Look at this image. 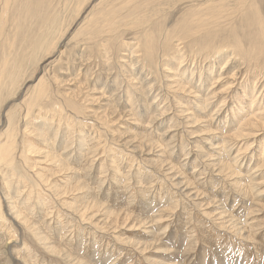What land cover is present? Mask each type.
Listing matches in <instances>:
<instances>
[{
	"label": "rangeland",
	"instance_id": "1",
	"mask_svg": "<svg viewBox=\"0 0 264 264\" xmlns=\"http://www.w3.org/2000/svg\"><path fill=\"white\" fill-rule=\"evenodd\" d=\"M13 1L3 14L0 0V264H264V128L231 136L264 122V0ZM55 18L52 45L28 52Z\"/></svg>",
	"mask_w": 264,
	"mask_h": 264
},
{
	"label": "bare ground",
	"instance_id": "2",
	"mask_svg": "<svg viewBox=\"0 0 264 264\" xmlns=\"http://www.w3.org/2000/svg\"><path fill=\"white\" fill-rule=\"evenodd\" d=\"M8 1V0H7ZM7 1H5L4 0V11L3 12H1V13H5V11L7 10L6 8H7V6H8V3H7ZM10 1V0H9ZM170 0H160L159 2H157V3H161L160 5H162L163 3L164 4H166L167 2H169ZM14 3H16L15 5L17 6V0H14L13 1ZM13 2H11V3H13ZM152 2H154L153 0H152ZM233 2V1H232ZM238 3V2H237ZM1 4V3H0ZM150 4H151V2H149V6H150ZM153 4V3H152ZM238 4H240V3H238ZM14 5V4H13ZM12 5V6H13ZM135 5V4H134ZM137 5V4H136ZM157 5V4H156ZM210 5H212V4H210ZM210 5H209V7H210ZM219 5H220V3H219ZM153 6V5H152ZM151 6V7H152ZM199 6V5H198ZM216 6V5H215ZM221 6V5H220ZM224 6V5H223ZM146 7V6H145ZM158 7V6H157ZM197 7V6H196ZM201 7V6H200ZM208 6H206L205 8H207ZM212 7V6H211ZM218 7V6H217ZM233 7H234V5H233ZM9 8V7H8ZM14 8V7H13ZM131 8V7H130ZM144 8V7H143ZM149 7H147V9H144V10H146V12H144V19H145V21H143L144 19H140L141 21H139V20H135L134 22H131V20L130 21H128V22H130L129 24H139V22H140V24H143V23H149L148 21L151 19V18H149L150 16H153V15H156L158 12L157 11H153V9L151 10V9H148ZM192 8V7H191ZM197 8H199V7H197ZM113 9V8H112ZM158 10H159V8H157ZM156 9V10H157ZM204 9V8H203ZM213 9V8H212ZM214 9H215V7H214ZM218 9V8H217ZM220 9V8H219ZM9 10V9H8ZM102 10V9H101ZM142 10V9H141ZM143 10V11H144ZM194 10V9H193ZM197 10V9H196ZM199 10H201V9H199ZM206 10V9H205ZM210 10V9H209ZM222 10V9H221ZM224 10V9H223ZM195 11V10H194ZM210 11H212V10H210ZM214 11V10H213ZM218 11H220V10H218ZM109 12V11H108ZM118 12H120V11H118ZM161 12V11H160ZM202 12V11H201ZM195 13V12H194ZM206 14L208 13V11H206L205 12ZM214 13V12H213ZM217 13V11H215V14ZM16 14H17V12H16ZM192 14V13H191ZM210 14V13H209ZM212 14V13H211ZM218 14V13H217ZM6 15V14H5ZM139 16H140V13L138 14ZM137 15V16H138ZM159 15V14H158ZM197 15H198V12H197ZM197 15H196V17H197ZM204 15V14H203ZM128 16V15H127ZM193 16V15H192ZM201 16V15H200ZM213 16H214V14H213ZM142 17V16H141ZM195 17V16H194ZM194 17H192V18H194ZM203 17V16H202ZM201 17V18H202ZM205 17V16H204ZM207 17V16H206ZM209 17V16H208ZM210 17H211V15H210ZM214 17H216V16H214ZM143 18V17H142ZM240 18V17H239ZM124 19V18H123ZM129 19V18H128ZM200 19V18H199ZM211 19V18H210ZM209 19V20H210ZM214 19V18H213ZM122 20V19H121ZM126 20V19H125ZM134 20V19H133ZM207 20V19H206ZM214 20H216L217 21V19H214ZM59 21L60 20H58V19H54L53 20V22L51 23V25H49L48 26V28H47V26L46 27H44V29H43V31L36 37V39L35 40H33L32 42H30V45H26L27 47H26V50H28V52H32V54L33 53H37L38 54V52H40V51H42V50H45V49H48L51 45H52V40H53V38H54V36H55V30L56 29H58L57 27H58V25H59ZM111 21V20H110ZM198 21V20H197ZM197 21H194V22H197ZM212 19L210 20V23H212ZM216 21H215V23H216ZM109 22V21H108ZM218 22V21H217ZM220 23V22H219ZM223 23V22H222ZM114 24V23H113ZM129 24H128V26H129ZM137 24V25H138ZM108 25H109V23H108ZM150 26H151V24H149ZM195 25V24H194ZM207 25V23L205 22V20H199L198 22H197V24L195 25V27L194 28H191V29H193V32H199L201 29L200 28H202L203 26L205 27ZM213 25V24H212ZM239 26V25H238ZM38 27V26H37ZM41 27H42V25H41ZM139 27V26H138ZM141 27V26H140ZM146 27L148 28V26L146 25ZM183 27V28H182ZM181 28H182V30H181V32L183 33V35L182 36H186V38H191L192 39V37H193V35L194 34H198V33H190V34H187V35H184L185 33L184 32H186L187 33V31H190V29L189 28H187L185 25H183ZM47 28V29H46ZM39 29V28H38ZM189 29V30H188ZM205 29V31L204 32H206V30L208 29V27H207V29L206 28H202V30H204ZM41 30V29H40ZM201 30V31H202ZM58 31V30H57ZM192 31V30H191ZM208 31V30H207ZM1 32V31H0ZM37 32V31H36ZM177 32V31H176ZM203 32V31H202ZM201 32V34H205L204 32L202 33ZM231 32V31H230ZM39 33V32H38ZM181 33V34H182ZM91 34V33H90ZM152 34L153 33H151V32H147V34H145V44H143V46L141 45V46H139L140 48L139 49H143L144 48V50L143 51H141L142 52V55H143V59L144 60H147L146 61V63H147V66L146 67H149V68H151L153 65L155 66V53H156V51H155V49L154 48H152L151 47V43L153 42L152 40H153V36H152ZM200 34V35H201ZM136 35V34H135ZM207 36V35H206ZM203 37V38H208V36L207 37ZM57 37V36H56ZM140 37V36H139ZM197 37H199V35L197 36ZM194 38L196 39V36H194ZM190 39V40H191ZM194 39V40H195ZM199 39V38H198ZM201 39V38H200ZM87 40V39H86ZM91 40V39H90ZM209 40V39H208ZM207 40V41H208ZM193 40H191V42H192ZM198 41H200V40H198ZM203 41V40H202ZM239 41V40H238ZM215 42H217L216 40H215ZM194 44V43H193ZM203 43H201V45H202ZM213 44V43H212ZM203 46V45H202ZM207 46V45H206ZM226 46V45H225ZM96 47V46H95ZM192 47V46H191ZM191 47H190V49H191ZM205 46H203V48H204ZM194 48H196L195 46H194ZM193 48V49H194ZM198 48V47H197ZM200 48V47H199ZM209 48H210V46H209ZM216 48V53L218 54H220V50H225V49H223V48H221V49H218V47H215ZM206 49H207V47H206ZM206 49H203V52L204 51H206ZM160 50V49H159ZM196 50V49H195ZM198 51V50H197ZM136 52V51H135ZM193 52V51H192ZM35 53V54H36ZM137 53V52H136ZM161 53V52H160ZM196 53V52H195ZM199 54V53H198ZM197 54V55H198ZM217 54L215 55V56H217ZM207 55H208V53H207ZM168 56V55H167ZM194 56H195V54H194ZM34 57V56H33ZM39 57V56H38ZM142 57V56H141ZM159 57V56H158ZM183 57V56H182ZM181 56H180V58H182ZM218 58V57H217ZM220 59V58H219ZM185 60V59H184ZM143 61V60H142ZM149 61V62H148ZM159 61V60H158ZM145 62V61H144ZM143 62V63H144ZM183 62H185V61H183V60H181L179 63H178V67L179 66H181L182 64H183ZM208 62V61H207ZM5 64V63H4ZM146 64H144V66H145ZM153 66V67H154ZM157 67V66H156ZM155 69V68H154ZM156 70H158V69H155L154 71H156ZM6 71V70H5ZM2 72V71H1ZM20 72V71H19ZM222 72V71H221ZM17 73H18V69H17ZM153 73V72H152ZM182 75H183V73H182ZM192 75H193V73H190L189 74V76H190V78L192 77ZM208 75V74H207ZM1 79H2V77H1ZM12 79V78H11ZM190 81V80H189ZM5 83V82H4ZM189 83V82H188ZM191 83V82H190ZM1 84V83H0ZM3 84V83H2ZM6 84V83H5ZM11 84H12V81H11ZM188 85V84H187ZM1 87V86H0ZM264 87V86H263ZM2 88H3V86H2ZM13 88V87H12ZM191 88V86L190 87H188L187 89H190ZM255 88V87H254ZM264 89V88H263ZM4 90V89H3ZM39 90H40V88H39ZM177 90H181L182 92H184V93H186V90H184V87H181L180 89H177ZM260 91H262V90H260ZM243 93V92H242ZM2 94V93H1ZM252 94V93H251ZM256 97V96H255ZM258 97V96H257ZM256 97V98H257ZM242 99V98H241ZM260 99V98H259ZM207 100V99H206ZM198 101V100H197ZM252 105H254V103H252ZM38 106V105H37ZM208 106V105H207ZM203 107H205L204 105H203ZM251 108H252V106H251ZM237 109H241L240 107L239 108H237ZM238 110V111H239ZM242 111L243 110H245V108H242L241 109ZM262 110L264 111V107L262 108ZM166 111V110H165ZM241 111V112H242ZM240 112V111H239ZM237 113V110L235 111V114ZM264 113V112H263ZM234 115V113H232V116ZM263 116H261V117H263L264 118V114H262ZM244 123V124H243ZM259 126V125H262V127L264 128V122H257L256 124L255 123H253L252 122V119L251 118H248V119H244V121L240 124V126H239V130H238V132H236L235 134H232L231 136L233 137L234 135H238L237 137H241V136H244L243 135V132L241 133V132H239L240 130H243V128H246V126L247 127H251V126ZM6 132H8V131H6ZM12 132V131H11ZM9 134V133H8ZM7 136V135H6ZM230 136V137H231ZM249 136V135H248ZM252 136H254V135H252ZM14 138V137H13ZM9 139V138H8ZM12 140V139H11ZM9 142V141H8ZM13 142V141H12ZM12 145V144H11ZM12 147H13V145H12ZM263 152H264V150H263ZM12 156V153H11V150H10V148L9 149H7V148H4V147H2L1 149H0V161L1 162H6L7 161V158H9L10 160H8L9 161V163H8V165H9V167L11 168L12 166H10V165H12V160H11V157ZM7 161V162H8ZM6 162V163H7ZM2 165V164H1ZM4 165H6V164H4ZM7 165V166H8ZM221 166V165H220ZM224 168V167H223ZM13 171V170H12ZM17 171V170H16ZM21 172V171H20ZM14 178V177H13ZM19 179V178H18ZM27 179V178H26ZM10 207V206H9ZM15 208V207H14ZM17 209V208H16ZM15 209V210H16ZM12 210H14V209H12ZM11 212H13V211H11ZM17 210L16 211H14V215H16V218L18 217L17 216ZM1 216V215H0ZM2 217V216H1ZM0 217V218H1ZM19 218V217H18Z\"/></svg>",
	"mask_w": 264,
	"mask_h": 264
}]
</instances>
